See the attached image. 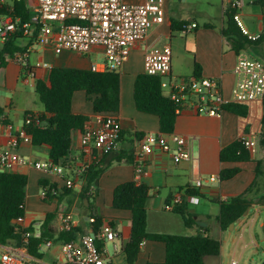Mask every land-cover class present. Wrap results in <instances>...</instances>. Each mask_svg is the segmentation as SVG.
Segmentation results:
<instances>
[{
    "label": "crops",
    "instance_id": "obj_1",
    "mask_svg": "<svg viewBox=\"0 0 264 264\" xmlns=\"http://www.w3.org/2000/svg\"><path fill=\"white\" fill-rule=\"evenodd\" d=\"M15 1L0 0V7L3 6L11 11ZM124 1L128 4H142L146 0ZM242 1L244 3V0ZM22 2L31 15L36 0H22ZM244 4L239 11L244 27L250 35H259L264 29V0H245ZM228 5L229 0L163 1L161 8L163 21L161 23L153 21L145 39L134 45L119 72L120 108L118 112L111 114L116 117L121 127L119 147L115 151L125 157L133 156V160L123 158L120 162H112L105 169L98 180L97 193L89 214L82 211L80 189L72 188L68 192L64 187L62 177L47 174L26 165L16 168L14 172L24 174L28 178L22 227H31L33 231L31 235L34 237L42 234L45 244L39 248L42 257L38 260L32 259L27 254L24 244H16L15 241L0 245L1 254L10 252L23 257L28 264H41L44 260L41 247L45 245L49 251H52L51 264H63L60 245L63 243L62 234L65 230L59 218L63 211L72 216L71 239L75 241H80L86 233H92L88 220L89 215H96L102 223H108L119 233V237L111 241L114 255L118 254L124 260L122 247L129 240L130 212L114 209L112 195L117 185L127 181H136L149 187V197L146 202L147 231L172 234L173 229L177 227L175 231L178 232L175 233L196 235L199 232H205L214 239L222 240L226 230H222L217 222L219 204L216 200H225L241 194L254 181L256 166L259 168L257 184L249 197L264 193V147L260 144L263 130L262 101L242 104L248 108L247 115L244 117L227 111L225 108L220 117L199 115L191 109H182L176 117L173 132L186 139V147L190 151L191 159L175 163L171 153H165L159 149H154L151 154L137 157L136 140L144 133H158L159 124L155 116L136 110L133 101V84L136 76L144 73V51L147 48L169 47L171 50L170 75L163 80L177 81L193 77L194 64L197 63L200 66L198 77L217 79L220 81L223 96L230 98L231 89L236 81L233 68L238 54L232 50L221 33L224 27V11ZM214 9L217 15L213 12ZM9 19H11L9 15H0V23ZM252 20H255V27H253L255 30L250 26ZM172 22L186 23L187 29L172 31ZM191 24L196 26L190 29ZM177 33L184 34L178 43L176 42ZM3 44L4 41L0 40V52ZM13 44L19 48V52L28 51L27 65L33 68L34 76L31 77L28 70L23 69V66L13 57L5 56V63L0 66V106L3 110L2 119H4V122L0 123V149L7 146L9 134L15 135L16 131L23 127L26 112L33 113L34 117L43 114L50 116L45 113L36 93V80H47L48 71L52 67L88 70L92 64L101 63L104 60L103 48L100 46H94L90 53L85 55L68 50L56 54L49 45L37 43L33 37L22 35V33L13 40ZM239 54L256 57L264 62L262 56L252 48L241 51ZM133 55L140 62L139 66L134 68L129 63ZM36 64H46L50 68L35 67ZM26 86H30L32 91L26 89ZM7 93L10 96H7ZM20 100H24L25 103L20 104ZM71 110L74 114L87 116L86 123H92L97 114L92 110L91 101L81 91L74 93ZM100 114L106 115L105 113ZM9 126L11 130L8 129ZM81 134L82 131L78 129L72 132V148L69 158L74 166H78L82 159ZM242 137L255 141L254 152L251 153L248 150L251 160L221 163L220 150L236 140H241ZM17 152L20 156H27L26 158L30 160H49L47 145L22 144L17 148ZM136 164L142 168L138 176L135 173ZM234 167H238L240 171L232 178L220 181V171ZM211 176L216 177V180L210 181ZM197 179H201L202 182L201 187L196 188L200 193V196H197L198 202L192 204L184 201L188 213L191 212L195 216V222L185 226L183 218L171 209H165V206L171 205L175 194H180L182 197L188 195V191L195 188ZM50 185H55L57 193L41 199L39 189L50 187ZM83 206H87L84 201ZM190 207H195L196 210L191 211ZM252 207L258 210L264 205L254 203L249 210ZM246 217H242L239 223H234L232 229H235L237 225L242 227L246 225ZM196 221L205 223L206 226L202 227ZM46 242H49L48 246ZM104 245L106 247V242ZM221 250L222 245L219 256H221ZM163 260L164 245L147 241L144 242L134 264H159Z\"/></svg>",
    "mask_w": 264,
    "mask_h": 264
},
{
    "label": "built area",
    "instance_id": "obj_2",
    "mask_svg": "<svg viewBox=\"0 0 264 264\" xmlns=\"http://www.w3.org/2000/svg\"><path fill=\"white\" fill-rule=\"evenodd\" d=\"M164 0H146L142 4H128L124 0H36L33 12L26 21L20 18L9 19L0 23V40L5 41L17 29L22 35L33 37L35 42L49 45L54 53L64 50L81 55L90 53L94 46L103 48L104 60L90 66L93 72L119 73L127 61L131 49L136 43L142 42L153 21H163L161 8ZM232 9L236 11L233 20L241 32L250 40L258 35H250L243 25L240 10L242 0H229ZM196 25L191 24L190 29ZM28 51L17 52L13 59L21 66L27 65ZM35 67L50 68L46 64H36ZM171 50L165 48H147L143 54V69L146 75L162 78L161 88L171 100L178 104L176 110L188 108L196 114L220 117L224 106L229 103L249 104L253 101H262L264 97V62L256 57L238 54L233 73L236 81L231 89L230 98L222 94L220 81L214 78L190 77L177 81L163 80L170 75ZM33 77V68L28 69ZM31 122L30 118L24 120V125ZM11 130V127H8ZM121 127L118 120L111 114L97 113L92 123L84 124L80 145L82 159L78 166L70 168L53 161H34L25 159L17 152L22 144H31V136L22 127L16 134H9L7 146L0 149V173L11 172L21 166H30L33 169L47 174L62 177L66 189H80L83 183V173L93 162L102 156L115 151L119 147ZM241 142L251 153L255 150V141L242 137ZM154 149L171 153L173 162L188 161L191 159L190 151L186 147V139L174 132L171 133H144L136 140L135 153L138 156L148 155ZM142 172L140 165L136 164L135 173ZM210 181L216 180L211 176ZM201 179H197L195 187H201ZM50 193V194H49ZM56 188L45 187L40 193L41 199L55 195ZM196 204L198 197L186 195L182 197L175 194L171 205L165 209L183 202ZM63 229H71L72 216L70 213L59 215ZM89 222L93 219L89 218ZM23 218L18 217L16 222L22 224ZM30 233L23 235V244L26 248ZM94 233H86L80 241L71 240L60 245L63 264H105L107 249H98L94 243ZM96 237L104 244L114 241L119 233L108 223H102ZM144 242L140 244L142 247ZM49 245V242H46ZM0 264H26L23 257L5 252L0 255ZM231 264H237L235 260Z\"/></svg>",
    "mask_w": 264,
    "mask_h": 264
},
{
    "label": "trees",
    "instance_id": "obj_3",
    "mask_svg": "<svg viewBox=\"0 0 264 264\" xmlns=\"http://www.w3.org/2000/svg\"><path fill=\"white\" fill-rule=\"evenodd\" d=\"M236 13L230 4L224 11V27L222 35L230 44L232 50L239 54L241 51L252 48L257 53L261 51L260 46L264 43V29L255 40H250L244 35L233 20ZM0 15H9L12 19L20 18L26 21L29 12L24 7L22 0H16L14 7L8 11L0 7ZM172 31H185L186 23L172 22ZM21 36V30L17 29L7 40L4 41L0 52V66L5 63V56L13 57L19 52L13 44V40ZM263 54V53H260ZM28 70L29 67H22ZM200 74V66L194 64L193 77ZM162 78L150 76L145 73L138 74L133 84V101L138 112L155 116L158 119L159 132L171 133L178 113V104L171 100L161 88ZM35 90L46 114L34 117L33 113L26 112L25 119L30 118L28 125H23L26 133L31 136L33 146L47 145L49 147L48 157L55 164H62L70 168L75 167L69 154L72 148V132L76 129L82 131L88 117L81 114H74L71 110L72 97L75 92H84L92 103L94 113L112 114L120 108V74L115 72H93L90 69H71L52 67L48 71L47 80H36ZM240 117L247 115V106L236 103H229L224 106ZM262 139L260 144L264 147V97L262 99ZM3 110L0 106V123ZM122 135V134H121ZM123 158L133 160V156H122L119 152L102 156L98 161L90 164L83 173V183L80 187V199L87 200L84 208L91 210L97 193L98 180L105 169L114 161L120 162ZM219 160L225 162H246L251 160L250 152L245 148L241 140H236L230 145L222 148L219 152ZM258 164V163H257ZM259 168L256 166V177L254 181L239 195L225 200H216L219 204L217 222L222 230H226L229 224L243 217L246 208L255 204L264 205V193L249 197L257 184ZM240 169L238 167L222 169L219 173L220 181L228 180L235 176ZM28 178L21 173L1 172L0 173V245H7L10 241L16 244H23V235L30 233L26 246L27 254L32 259H41L42 254L39 248L44 242V236L34 237L31 227L23 228L22 224L16 222L18 217H24L26 204V186ZM56 188L55 185H50ZM68 192L71 189H67ZM149 187L139 184L136 181H127L117 185L113 190L112 207L118 210L130 212V235L128 242L122 247L124 261L126 264H134L140 254L142 242H158L164 245V260L159 264H205V257H218L220 254L221 242L214 239L205 232L196 235H184L182 233H158L147 231V210ZM50 194V193H49ZM188 195L200 196L195 188L187 193ZM51 196V195H49ZM259 199L260 202H254ZM171 211L183 218L185 226L195 222V216L188 213L185 202L173 206ZM93 222L91 231L94 233V243L98 249L104 247L96 235L102 224L101 219L96 215H89ZM73 231V230H72ZM71 229L64 231L63 243L71 241ZM65 237V238H64ZM26 264H28L26 262ZM151 264V263H147Z\"/></svg>",
    "mask_w": 264,
    "mask_h": 264
},
{
    "label": "rangeland",
    "instance_id": "obj_4",
    "mask_svg": "<svg viewBox=\"0 0 264 264\" xmlns=\"http://www.w3.org/2000/svg\"><path fill=\"white\" fill-rule=\"evenodd\" d=\"M243 3V1H242ZM245 3V0H244ZM242 5H245V4ZM246 7V6H245ZM213 12L217 15L216 9ZM244 25V24H243ZM249 27V25H246ZM250 26L255 27V20H252ZM251 30V28H250ZM253 30H255L253 28ZM178 34V33H177ZM176 34L178 43L180 38L184 37V34ZM260 56L264 59V43L260 46ZM130 66L132 68L139 66V59L135 58L134 55L130 57ZM26 89L32 91L30 86H26ZM165 92V90H164ZM7 96H10L7 93ZM12 97V96H11ZM25 103L24 100H20V104ZM19 103V101H18ZM34 148V147H33ZM42 153V150H40ZM27 159V156H23ZM29 158V157H28ZM42 192V189H39V193ZM31 193V191H30ZM29 194V192H28ZM254 202H260L259 199H255ZM264 202V201H262ZM82 211L89 214L90 210L81 206ZM93 208V207H92ZM190 210H196L195 207H190ZM255 207H252L247 214L246 220L247 223L243 227L237 225L235 229H226L224 237H222L221 245V256L218 258L205 257V264H231L232 260H235L237 264H263L264 263V207L259 208L257 211ZM192 214L191 212H189ZM175 227V226H174ZM173 229L172 232H178ZM107 249V258L105 259V264H126L120 255H114V250L111 241H106ZM41 251L44 254V260L41 264H51L52 262V251H49L48 248L43 245ZM1 255V253H0ZM57 262V258H56Z\"/></svg>",
    "mask_w": 264,
    "mask_h": 264
},
{
    "label": "water",
    "instance_id": "obj_5",
    "mask_svg": "<svg viewBox=\"0 0 264 264\" xmlns=\"http://www.w3.org/2000/svg\"><path fill=\"white\" fill-rule=\"evenodd\" d=\"M84 204L87 205V200H84ZM249 208H250V207L246 208V210H245L244 213H243V217H245V216L248 214V210H249ZM239 222H240V219H237L235 222L230 223L228 229L231 230V229L233 228L234 223H239ZM196 223H197L198 225L202 226V227L206 226L205 223H202V222H200V221H196ZM92 235H93V233H92ZM263 264H264V263H263Z\"/></svg>",
    "mask_w": 264,
    "mask_h": 264
}]
</instances>
